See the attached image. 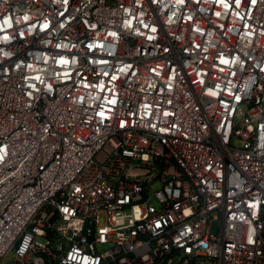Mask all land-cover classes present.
<instances>
[{
  "label": "built area",
  "instance_id": "built-area-1",
  "mask_svg": "<svg viewBox=\"0 0 264 264\" xmlns=\"http://www.w3.org/2000/svg\"><path fill=\"white\" fill-rule=\"evenodd\" d=\"M0 264H264V0H0Z\"/></svg>",
  "mask_w": 264,
  "mask_h": 264
}]
</instances>
